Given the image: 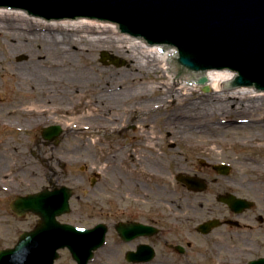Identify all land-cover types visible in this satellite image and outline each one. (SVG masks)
Segmentation results:
<instances>
[{
	"label": "flooded vegetation",
	"instance_id": "1",
	"mask_svg": "<svg viewBox=\"0 0 264 264\" xmlns=\"http://www.w3.org/2000/svg\"><path fill=\"white\" fill-rule=\"evenodd\" d=\"M127 90L128 100L120 103L125 109L123 116H110L116 127L89 124L86 128L87 132H102L91 157L89 184L85 191L89 221L86 228L92 229L101 223L105 231L103 245L95 251L92 262H264V160H255L256 154L251 151L247 138L224 140V133L210 134L208 131L210 138L221 141L215 144L221 152L207 150L201 144L196 168L189 170L190 173L186 170L174 174L166 159L158 161L152 156V149L159 142L157 136L174 125L170 123L176 102L172 88L168 86L164 94L144 99L135 94L138 90L135 86ZM114 91L117 90L110 92ZM108 97L101 93L100 99L93 104L107 108L103 102L109 100ZM38 105L39 102L33 105L26 101L0 102V161L5 170L13 162L12 154L17 150H32L33 155L37 151L38 158H42L41 164L44 163L45 150L58 148L62 136L72 132L60 124H47L41 114L34 115L30 109ZM144 108L145 111H137ZM160 141L164 143V139ZM137 150L145 152L144 158H137ZM250 162L259 168L256 171L247 169ZM52 174L57 181L55 169ZM191 178L196 179V187L192 188L197 191L180 181ZM2 182L0 211L14 215L12 202L30 192L25 186ZM62 184L73 188L67 183L55 185L50 179L48 186L40 190H52ZM174 184L181 187V192ZM182 193L186 197H182Z\"/></svg>",
	"mask_w": 264,
	"mask_h": 264
},
{
	"label": "rangeland",
	"instance_id": "2",
	"mask_svg": "<svg viewBox=\"0 0 264 264\" xmlns=\"http://www.w3.org/2000/svg\"><path fill=\"white\" fill-rule=\"evenodd\" d=\"M19 27L22 28L20 24L0 22V102L26 101L31 105L39 102L37 107L32 108L34 111L30 109L34 115L41 114L47 124H60L72 132L62 136L58 148L45 150L44 165L37 151L33 155L32 150L15 151L12 154L13 162L6 170L0 161V181L25 186L29 192L48 186L50 179L55 185L67 183L72 186L71 213L63 216L61 221L83 227L88 225L85 191L89 184L91 157L96 152V142L102 132H87L86 128L89 124L116 127V122L112 123L110 116H123L125 109L120 103L128 100L129 86H135L138 89L135 94L142 99L164 94L168 86L172 88L176 102L172 108L174 118L170 123L174 125L166 129L160 125L165 131L157 136L159 142L152 149V156L158 161L166 159L174 174L186 170L190 173L189 170L196 168L201 144L207 150L215 149L217 153L221 148L215 147V144L221 141L210 138V134L216 132L224 133V140L245 136L251 151L256 154L255 160H264V102L208 101L207 97L227 99L230 95L214 94L213 90L204 92L202 88L186 94L183 88L168 84L167 77L152 59L104 40L106 34L95 33L93 37L97 35L103 38L90 44L88 41L92 39L84 36L85 33L53 30L47 34L46 31L27 27L20 30ZM16 35L20 37L18 42L13 37ZM33 37L38 43H33ZM102 52L116 59L118 66H104L101 62ZM36 55L46 62L42 60L37 63L41 70L33 76L31 66ZM50 62L55 65L54 69H46ZM63 65L70 66V70L64 72V68H60ZM81 72L85 73L84 76ZM68 84L76 86L79 93H76V88L66 90L64 85ZM118 86L122 89L119 90ZM114 89L120 91L115 98L110 92ZM218 90L223 92L222 83ZM101 93L109 96L106 98L109 100L103 102L107 108L93 104L99 100ZM230 121L242 124L228 126L224 123ZM161 138L164 143L160 141ZM144 155V151L137 150V158H144ZM257 168L252 162L247 165L250 170L256 171ZM19 169L23 172H16ZM52 169L56 170L57 181L52 177ZM173 186L181 192L180 186ZM180 195L186 197L183 193ZM37 223L38 218L31 214L17 217L0 211V249L12 247L22 232L31 230ZM60 254L61 258L56 264H75L66 250Z\"/></svg>",
	"mask_w": 264,
	"mask_h": 264
},
{
	"label": "water",
	"instance_id": "3",
	"mask_svg": "<svg viewBox=\"0 0 264 264\" xmlns=\"http://www.w3.org/2000/svg\"><path fill=\"white\" fill-rule=\"evenodd\" d=\"M0 10H18L43 24L86 19L111 25L119 36L145 41L150 50L160 47L154 45L176 48L167 63L178 81L186 79V87L204 85L207 92L206 73L227 70L235 77L224 87L264 93V0H0ZM108 58L101 53L102 62ZM186 183L196 187L192 180ZM71 195L61 187L18 198L12 204L17 215L32 213L40 221L13 248L0 250V264H54L57 251L65 248L77 264H87L102 245L104 231L101 225L87 231L56 220L69 212Z\"/></svg>",
	"mask_w": 264,
	"mask_h": 264
},
{
	"label": "bare ground",
	"instance_id": "4",
	"mask_svg": "<svg viewBox=\"0 0 264 264\" xmlns=\"http://www.w3.org/2000/svg\"><path fill=\"white\" fill-rule=\"evenodd\" d=\"M0 22H9L13 24H20L22 26L19 27L20 30L23 28H28L30 30H42L46 31L47 34H51V31H56V30H62L64 32H80V33H85L84 36L92 39L88 41L90 44L92 42H100L99 36L93 37V35L96 34H106V38L104 40H109V42H115L116 44H120L122 48L125 49H132L135 51H132L135 53L137 51V55L143 54L142 56H146L148 59H152V61L155 62L157 68L162 71L163 75L167 77L168 84H172L174 86H177L178 88H183L186 90V94H192L193 91H197L200 89V87H186V79L184 78L183 81H178L177 75H171L170 74V67L169 64L167 63V60H170L171 57L175 56V50L174 52L171 50L168 53H163L162 47L151 49L148 47L147 44L144 42H134L133 39H126L125 36H119L118 35V30L116 27L111 26V25H93V23L89 20L84 19L83 22L77 24L76 22H63L62 24H43L41 19H29L28 15L24 12L14 10L13 13H10V10H0ZM92 32L94 34H92ZM14 40L18 42L17 39H19V35L13 36ZM34 38V37H33ZM33 43H38V40L36 38L33 39ZM143 57V58H144ZM46 60L44 58H40L34 56L33 58V64L31 66L33 76L39 74V61ZM38 63V64H37ZM55 65L50 62L49 66H46V69H54ZM60 68H64V72H67L70 70V66L68 65H63ZM81 74L84 76V72H81ZM80 75V76H82ZM208 84L206 85L210 90H213L214 94H228L227 92H221L218 90L219 84L221 83H229L232 78L234 77V74L230 73H206L205 75ZM66 90H69L68 88H76V86L68 84L64 85ZM70 91V90H69ZM76 93H79L77 88H76ZM120 92V91H119ZM118 91H114L112 93L113 97L115 98L116 96H119ZM66 93V92H65ZM42 94V93H41ZM230 95L227 99H222V98H212L208 99L209 101H217V102H226V101H243V102H250V103H258L260 101L264 102V93L261 94V92L255 91V90H237V92H234V90H231L229 92ZM235 96L237 98H235ZM100 99V98H99ZM197 101V100H195ZM97 102V101H96ZM240 117V116H238ZM227 123L228 126H232L233 124H239L241 122H224ZM219 125V124H218Z\"/></svg>",
	"mask_w": 264,
	"mask_h": 264
}]
</instances>
